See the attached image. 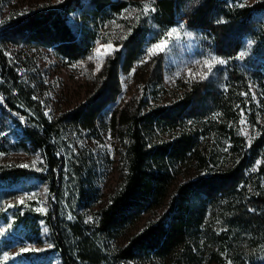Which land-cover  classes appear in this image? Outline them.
<instances>
[{
	"label": "trees",
	"instance_id": "trees-1",
	"mask_svg": "<svg viewBox=\"0 0 264 264\" xmlns=\"http://www.w3.org/2000/svg\"><path fill=\"white\" fill-rule=\"evenodd\" d=\"M245 1L243 7L241 0L202 1L200 11H208L213 20L215 54L226 61L216 79L181 85L170 102L160 101L156 84L141 87L133 119L116 129L123 146L120 182L92 221L78 212L94 198L83 166L74 155H65L59 123L45 117L15 64L0 49V131L6 118L19 128L14 141L0 137V151L6 146L38 152L43 161L40 172L0 164L4 221L8 217L2 202L12 195L7 187L34 179L47 185L46 212L20 204L12 210L10 223L36 238L37 222L42 221L61 264H124L150 258H168L170 264H264V0ZM151 5L155 11L150 8L145 15L139 1L62 0L1 21L0 45L47 47L73 63L88 57L97 42L166 40L175 1ZM246 38L253 41L250 53L237 59ZM117 60L118 54L110 60L108 77ZM251 80L258 88L255 99ZM241 109L256 130L249 140L241 132ZM187 165L192 176L177 182ZM166 198L156 219L123 246H110Z\"/></svg>",
	"mask_w": 264,
	"mask_h": 264
},
{
	"label": "rangeland",
	"instance_id": "rangeland-1",
	"mask_svg": "<svg viewBox=\"0 0 264 264\" xmlns=\"http://www.w3.org/2000/svg\"><path fill=\"white\" fill-rule=\"evenodd\" d=\"M132 1L142 2L151 8V3L154 4L157 0ZM174 1L176 10L173 25L165 31V41L169 47L163 53L148 52V49L159 41L118 45L110 43L113 49L110 54L105 55L106 51H109L106 48L109 43L97 42L88 57L70 63L56 56L47 47L0 45L2 53L15 64L21 81L31 89L32 97H38L35 101L38 102L43 114L45 115L46 111L49 113L45 117L59 123L65 155H74L84 168L87 188L94 192L89 207L78 208L85 221L93 220V213L108 201L120 182L123 146L117 139L116 129L133 119L141 87L149 83L156 84L160 90V101L170 102L181 85L214 80L218 77L219 68L223 66L215 64L211 59L216 57L222 60L214 51L211 15L208 11H200L203 0ZM255 1L245 2L252 4ZM57 3L58 0H0V22ZM172 29L177 31L168 36L167 33ZM117 31L121 30L113 32ZM252 43L250 38L244 40L241 50L245 52L244 56L250 53ZM116 54L117 63L111 77H108L109 62ZM206 60L213 63L211 74H208V68L204 63ZM249 83L256 98L257 85L253 80ZM48 93L51 95H46ZM40 101H44V104ZM243 119L245 123L240 122L241 132L249 140L256 130L245 118ZM13 133H19V128L10 118H6L0 137L7 135L14 141L16 137ZM0 153L4 154L0 156V164L14 166L27 164L28 169L42 171L43 161L38 152L17 151L4 146ZM33 161L36 163L33 164ZM258 164L259 162L251 171H255ZM192 170L191 165L183 167L176 181L191 177ZM175 185L176 183L170 187L168 195L175 190ZM7 189L12 195L2 202V210L7 215L8 222L0 216V264H61L58 253L52 249L49 232H44V228L47 227L42 221L37 222L39 233L36 238L32 236L28 238L19 233L10 223L13 219L10 214L21 204V200L24 201L23 204L33 205L36 210L42 207L47 209L49 192L45 182L32 179ZM167 200L166 198L162 205L142 214L122 236L111 240L110 246L112 248L123 246L131 235L140 231L146 223L156 219L163 212ZM26 247L42 251L20 254L21 249ZM170 263L168 258H150L131 260L124 264Z\"/></svg>",
	"mask_w": 264,
	"mask_h": 264
},
{
	"label": "snow or ice",
	"instance_id": "snow-or-ice-1",
	"mask_svg": "<svg viewBox=\"0 0 264 264\" xmlns=\"http://www.w3.org/2000/svg\"><path fill=\"white\" fill-rule=\"evenodd\" d=\"M62 2V0H58V3ZM240 6L243 7L244 4H243V0H241V3H240ZM150 11V8H149V5L145 4L144 5V8H143V12L145 15H147ZM151 11L154 12L155 9L154 8H151ZM23 14H26V13H23ZM138 19V18H137ZM177 29H172L170 32L167 33L168 36H171L172 33L176 32ZM169 47L167 41L165 40H161L158 44H155L153 45L151 48L148 49V52L149 53H163L165 52V50ZM106 48L109 50V51H106L105 55L107 54H110V51L113 49V45L112 44H107L106 45ZM118 50V49H117ZM97 51H99V49H97ZM245 55V52H240L239 53V56L237 57V59H240L242 58L243 56ZM212 61L215 63V64H225L226 61L224 60H220V59H217L216 57H212L211 58ZM199 63V62H198ZM205 65L207 66L208 68V74H211L212 71H213V63H210L209 61H205L204 62ZM97 70H99V65L97 66ZM134 72V69L132 70ZM205 79L207 78V76L204 77ZM47 83V81L45 82ZM46 95H51L50 93L46 94ZM243 95L247 96L248 94L247 93H244ZM33 100H37L38 97L36 96H33L32 97ZM253 99H255V96H253ZM0 103H3V98L0 97ZM41 104H44V101H40ZM45 107L47 108L48 106L45 105ZM14 115H18V113H13ZM49 113L46 111L45 112V115H48ZM243 116H244V109H241V123H245L244 119H243ZM19 120L21 123H25L26 122V118L23 117V116H19ZM111 137L109 136V139ZM4 154L3 153H0V156H3ZM42 162V161H41ZM36 161H33V164H35ZM16 167H19V168H28L29 165L27 164H20V165H16ZM21 204L24 203L23 200L20 201ZM9 207H12V205H9ZM39 211H42V212H46V208H40L38 209ZM254 211V210H253ZM22 214V213H21ZM69 219H72L71 215H69L68 217ZM91 219V218H90ZM48 229L47 228H44V232L47 233ZM39 252V251H42V249H37V248H22L21 249V253L20 254H24V253H28V252ZM5 259H7V255H5Z\"/></svg>",
	"mask_w": 264,
	"mask_h": 264
}]
</instances>
